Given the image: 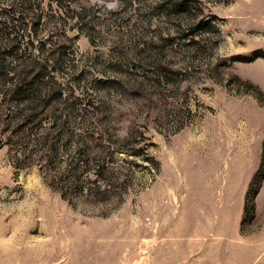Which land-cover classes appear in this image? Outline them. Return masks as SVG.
Masks as SVG:
<instances>
[{"label":"rangeland","instance_id":"obj_1","mask_svg":"<svg viewBox=\"0 0 264 264\" xmlns=\"http://www.w3.org/2000/svg\"><path fill=\"white\" fill-rule=\"evenodd\" d=\"M111 2L0 0V264H264V0Z\"/></svg>","mask_w":264,"mask_h":264},{"label":"clouds","instance_id":"obj_2","mask_svg":"<svg viewBox=\"0 0 264 264\" xmlns=\"http://www.w3.org/2000/svg\"><path fill=\"white\" fill-rule=\"evenodd\" d=\"M118 7H119V0H112V2L108 4V8L111 10H116Z\"/></svg>","mask_w":264,"mask_h":264},{"label":"trees","instance_id":"obj_3","mask_svg":"<svg viewBox=\"0 0 264 264\" xmlns=\"http://www.w3.org/2000/svg\"><path fill=\"white\" fill-rule=\"evenodd\" d=\"M18 74H19L20 76H22V77H25V78H26V77H28V76H29L30 72H29V71H24L23 73H18ZM14 94H15V96H20L18 91H17V93L15 92ZM32 111H34V112H35V110H33V109H32L30 112H32Z\"/></svg>","mask_w":264,"mask_h":264}]
</instances>
